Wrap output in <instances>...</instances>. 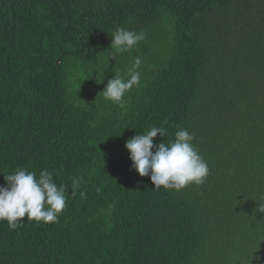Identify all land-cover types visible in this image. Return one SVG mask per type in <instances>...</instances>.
Here are the masks:
<instances>
[{
    "label": "trees",
    "instance_id": "trees-1",
    "mask_svg": "<svg viewBox=\"0 0 264 264\" xmlns=\"http://www.w3.org/2000/svg\"><path fill=\"white\" fill-rule=\"evenodd\" d=\"M117 27L144 38L114 61ZM137 57L139 88L105 99ZM153 126L195 137L202 185L132 168L125 142ZM20 167L53 172L66 207L0 221V264H264V0H0V174Z\"/></svg>",
    "mask_w": 264,
    "mask_h": 264
},
{
    "label": "clouds",
    "instance_id": "clouds-1",
    "mask_svg": "<svg viewBox=\"0 0 264 264\" xmlns=\"http://www.w3.org/2000/svg\"><path fill=\"white\" fill-rule=\"evenodd\" d=\"M111 38L110 47L116 52L110 60L116 61L117 55L130 52L144 37L117 27ZM141 64L142 60L137 57L126 76L114 74L101 92L104 98L123 106L125 95L141 84ZM157 135L167 138L166 129L153 126L146 134H135L125 142L132 168L139 176L150 177L155 190L163 188L179 192L190 185H202L209 175V167L193 144L195 137L186 128H181L174 138L157 144L154 141ZM0 175L5 181V185L0 186V221H7L11 229H16L25 216L28 222H57L66 207L67 186L58 185L53 172L44 169L37 176L36 172L20 167ZM79 185L80 178L73 177V193ZM261 212L264 213V206H261Z\"/></svg>",
    "mask_w": 264,
    "mask_h": 264
}]
</instances>
